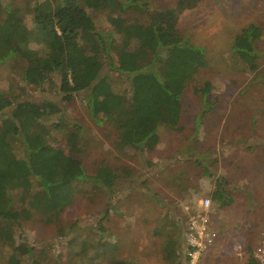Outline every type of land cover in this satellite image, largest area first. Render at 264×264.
<instances>
[{
  "label": "rangeland",
  "instance_id": "1",
  "mask_svg": "<svg viewBox=\"0 0 264 264\" xmlns=\"http://www.w3.org/2000/svg\"><path fill=\"white\" fill-rule=\"evenodd\" d=\"M0 1V20L11 22L16 38L35 31L31 7L40 0ZM145 1L152 9H167L178 0ZM89 14L97 31L112 32L106 12ZM252 25L262 31L255 42L257 72L242 61L236 46L243 30ZM178 27L183 38L204 49L203 62L179 88L181 114L174 116L178 123H162L160 144L145 154L118 148L116 132L106 124L96 125L81 94L66 104L56 88L26 87L21 62L0 65V92L12 90L38 103L52 100L65 109L61 118L48 121L53 131L50 144L60 157L67 154L68 130L79 124L80 152L66 157L68 161L89 175L101 164L117 174L111 190L78 183L71 202L52 223L35 211L28 219L21 217L17 245L34 249L33 259L24 257V264H109L112 259L166 264L169 244L180 253L181 244L186 249L187 222L203 210L201 203L207 198L218 240L203 264H249L264 236V0H204L196 9L180 13ZM10 43L16 45L13 39ZM29 46L44 49L34 39ZM92 66L102 76L110 71L95 62ZM111 77L117 94L128 90L126 76L113 72ZM219 180L232 199L224 207L213 200ZM8 255V250H0V264L8 263Z\"/></svg>",
  "mask_w": 264,
  "mask_h": 264
},
{
  "label": "trees",
  "instance_id": "2",
  "mask_svg": "<svg viewBox=\"0 0 264 264\" xmlns=\"http://www.w3.org/2000/svg\"><path fill=\"white\" fill-rule=\"evenodd\" d=\"M203 1L178 0L172 8L152 9L145 0H40L31 7L35 27L31 35L26 31L16 38L11 22L0 20V65L21 62L26 87L56 88L66 104L81 94L96 125L106 124L116 132L118 148L145 154L160 144L162 123H178L174 116L181 114L179 88L202 65L204 49L183 38L178 23L180 13L196 9ZM3 9L0 1V17ZM89 11L106 12L112 32L97 31ZM261 34L252 25L243 30L241 42L236 41L239 57L253 72L260 69L255 42ZM12 39L16 45L10 43ZM31 39L44 49L30 47ZM94 62L110 71L102 76ZM113 72L126 76L125 93H116ZM208 92L203 90L205 95ZM64 112L52 100L38 103L12 90L0 92V250L9 251L7 264H24V257H34L32 247L16 242L21 217L28 219L35 211L52 223L71 202L78 183L108 190L115 185L117 174L109 165L101 164L89 175L68 161L80 152L79 124L68 130L64 144L68 159L50 144L53 131L48 121ZM224 187L219 180L213 195L222 207L232 202ZM180 251L169 244L166 264H188L182 244ZM109 264L124 262L112 259ZM249 264H257L253 252Z\"/></svg>",
  "mask_w": 264,
  "mask_h": 264
},
{
  "label": "built area",
  "instance_id": "3",
  "mask_svg": "<svg viewBox=\"0 0 264 264\" xmlns=\"http://www.w3.org/2000/svg\"><path fill=\"white\" fill-rule=\"evenodd\" d=\"M211 205L210 199H204L201 203L203 210L191 216L187 222L186 257L188 264H203L204 255L215 246L218 240V232L209 213ZM253 257L257 264H264V236L258 247L254 249Z\"/></svg>",
  "mask_w": 264,
  "mask_h": 264
}]
</instances>
